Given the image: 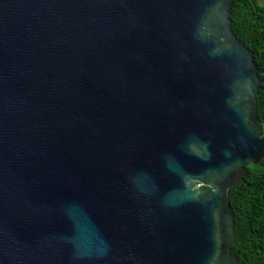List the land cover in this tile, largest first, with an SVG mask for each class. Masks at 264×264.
<instances>
[{"label": "water", "instance_id": "1", "mask_svg": "<svg viewBox=\"0 0 264 264\" xmlns=\"http://www.w3.org/2000/svg\"><path fill=\"white\" fill-rule=\"evenodd\" d=\"M234 6L0 0V264L239 263L264 133Z\"/></svg>", "mask_w": 264, "mask_h": 264}, {"label": "trees", "instance_id": "2", "mask_svg": "<svg viewBox=\"0 0 264 264\" xmlns=\"http://www.w3.org/2000/svg\"><path fill=\"white\" fill-rule=\"evenodd\" d=\"M232 29L254 54L262 87L256 106L264 133V5L257 0H233ZM248 175L229 192L235 213V243L231 254L238 264H264V160L247 164Z\"/></svg>", "mask_w": 264, "mask_h": 264}, {"label": "rangeland", "instance_id": "3", "mask_svg": "<svg viewBox=\"0 0 264 264\" xmlns=\"http://www.w3.org/2000/svg\"><path fill=\"white\" fill-rule=\"evenodd\" d=\"M260 5H264V0H257Z\"/></svg>", "mask_w": 264, "mask_h": 264}]
</instances>
